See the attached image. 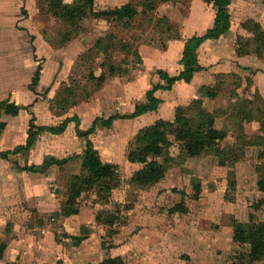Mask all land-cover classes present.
Here are the masks:
<instances>
[{"label":"rangeland","instance_id":"rangeland-1","mask_svg":"<svg viewBox=\"0 0 264 264\" xmlns=\"http://www.w3.org/2000/svg\"><path fill=\"white\" fill-rule=\"evenodd\" d=\"M45 3L0 0V104L19 108L16 115L0 109V150L23 145L30 123L49 127L67 121L60 134H36L25 153L0 157V243L6 245L0 264H96L116 256L124 264H264L238 261L247 246L232 238L237 222H264V193L258 187L264 49L260 55L254 38L257 27L264 29V0H232L229 30L201 42L196 50L201 68L191 81L154 90L157 108L135 117L127 116L146 103L145 93L165 84L157 71L175 72L185 41L203 35L214 15L212 4L94 0L95 11L130 3L138 14L127 27L89 16L75 30ZM100 37L104 43L97 51ZM109 64L118 67L115 74ZM177 108L195 123L205 115L213 118L221 155L216 148L186 157L170 138L168 158H157L166 166L163 177L137 186L131 176L142 165L129 162L127 151L142 128L157 119L172 121ZM115 115L108 126L98 120L87 138L103 163L115 165L116 177L109 179L105 198L95 189L82 193L79 212L66 223L60 211L71 177L81 173L80 158L44 172L20 167L80 154L87 140L79 131ZM110 217L112 224L106 222Z\"/></svg>","mask_w":264,"mask_h":264},{"label":"trees","instance_id":"trees-1","mask_svg":"<svg viewBox=\"0 0 264 264\" xmlns=\"http://www.w3.org/2000/svg\"><path fill=\"white\" fill-rule=\"evenodd\" d=\"M46 10L59 18L63 23L77 30L78 24L84 18L107 17L112 20L122 23L124 26H129L130 22L137 16L136 7L130 3L114 7L110 10H94V0H71L66 3L65 0H45ZM214 9V18L212 26L207 28L203 35L193 36L185 41L182 56L179 61L180 70L174 74H168L165 71L158 70L157 74L162 84H155L154 89L148 90L145 93L146 103L136 105L134 111L127 117H135L147 111L155 110L158 106L159 99L154 95V90L159 88L169 89L179 81L189 83L195 72L201 67L197 64L196 50L201 42L208 39H218L225 34L231 25L230 14L228 8L232 0H208ZM69 37V36H68ZM255 41L258 42L257 51L261 55L264 49V29L257 27V33L254 35ZM104 39L99 38L95 41L94 49L99 51L103 47ZM108 49V47L106 48ZM107 52V50L105 51ZM110 65V74H115L117 66ZM36 72L33 82H36L38 73ZM103 78L102 74L97 77ZM0 109L7 114L16 115L19 108L12 102H3L0 104ZM117 115L110 117L107 120L95 119L87 131H79V136L86 137L85 148L80 154L70 155L69 157L55 158L49 157L43 160L41 165H25L20 167L26 171L44 172L49 166L64 165L70 158H80L81 173L73 175L67 187V193L63 200V206L60 215L68 217L79 212L78 199L82 193H86L92 189L96 193L105 198L110 185L109 179L116 177L115 165L111 163H103L98 155V151L94 148L92 142L87 136L94 132V127L98 124V120L102 125H109L110 120ZM214 120L211 116L205 115V118L199 123L191 120L182 109L177 108L176 114L172 121L157 119L152 125L142 128L136 135L135 145L127 151V160L129 162L141 164L142 167L136 170L131 176V182L140 187H147L158 182L164 175L166 166L163 162H159L157 158L166 160L168 157V147L170 138L178 141L181 150L186 157H194L202 154L207 150H215L217 145L218 132L214 128ZM65 120L58 126L36 127L33 123L29 124L27 129V138L23 145H19L9 151H1L0 157L7 159L9 155L25 153L35 140L36 134L41 131H49L53 134H60L66 127ZM4 123L0 122V128ZM216 155H221L218 148L214 151ZM263 156V173L258 180L259 190L264 193V152ZM97 188V189H96ZM264 203V199L262 200ZM96 220L101 221V214L96 215ZM108 224H112V218L106 220ZM233 241L239 245H246L247 248L237 256L240 259H246L250 262L264 260V222L250 219L247 222H237L233 226ZM5 244L0 243V260L3 256ZM237 263V261H235ZM7 264H16L15 262ZM96 264H124L121 257H108L100 260Z\"/></svg>","mask_w":264,"mask_h":264},{"label":"crops","instance_id":"crops-1","mask_svg":"<svg viewBox=\"0 0 264 264\" xmlns=\"http://www.w3.org/2000/svg\"><path fill=\"white\" fill-rule=\"evenodd\" d=\"M213 16L214 15H212V17H211V20H210V22H209V24H208V27H206L205 29H203L204 31L207 29V28H209V27H211L212 26V23H213ZM203 31V32H204ZM193 34V33H192ZM182 44V43H181ZM182 47H183V44H182ZM173 53L171 52V50H167V52H166V56L168 57V58H170V57H173ZM180 69V67H179V62H177V64L175 65V72H173V73H168V74H172V75H174V74H176V72L178 71ZM194 76H195V74H194ZM155 78V80H157V79H159L158 77H154ZM178 83V82H177ZM177 83H175V84H177ZM76 215V214H75ZM74 216V215H73ZM68 218L67 217H65V222L67 223V220ZM6 246V245H5ZM5 249H6V247H5ZM5 249H4V251H5ZM4 253V252H3ZM4 255V254H3Z\"/></svg>","mask_w":264,"mask_h":264}]
</instances>
